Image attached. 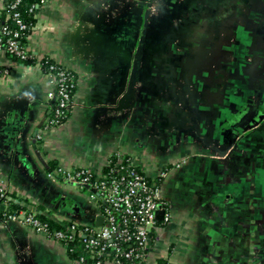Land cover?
<instances>
[{
  "label": "crops",
  "instance_id": "crops-1",
  "mask_svg": "<svg viewBox=\"0 0 264 264\" xmlns=\"http://www.w3.org/2000/svg\"><path fill=\"white\" fill-rule=\"evenodd\" d=\"M34 18L26 51L76 87L67 120L49 126L46 69L0 53V181L12 201L96 225L99 202L51 169L100 171L121 156L164 174L170 221L157 219L144 264H264V0H46ZM194 35L205 50L184 43ZM0 264L78 263L0 218Z\"/></svg>",
  "mask_w": 264,
  "mask_h": 264
},
{
  "label": "built area",
  "instance_id": "built-area-1",
  "mask_svg": "<svg viewBox=\"0 0 264 264\" xmlns=\"http://www.w3.org/2000/svg\"><path fill=\"white\" fill-rule=\"evenodd\" d=\"M19 3L20 0H12L2 9L15 11ZM32 10L33 7L29 11ZM12 18L17 30H8L6 27L0 29V34L7 36L5 48L0 47V53L8 52L21 60L34 59L35 63L41 64V59L32 57L18 42L21 32L27 29L19 13L14 12ZM46 73L52 85L47 95V107L50 110L48 123L49 126L57 127L69 116L76 80L72 72L55 63L49 64ZM116 158V161H109L100 171L57 167L52 172L62 182L91 193L92 198L100 204L99 217L103 218L101 226H80L66 222L59 216H47L64 226L61 230L50 232L47 223L36 217V212H9L8 202L12 199L1 181L0 218L31 228L62 245L78 241L84 251L75 260L78 264H144L160 225L156 213L163 208L160 182L164 174L151 178L138 171L129 159L121 156ZM169 221L170 215L165 210L161 223L167 224Z\"/></svg>",
  "mask_w": 264,
  "mask_h": 264
},
{
  "label": "trees",
  "instance_id": "trees-1",
  "mask_svg": "<svg viewBox=\"0 0 264 264\" xmlns=\"http://www.w3.org/2000/svg\"><path fill=\"white\" fill-rule=\"evenodd\" d=\"M44 1H46V0H20V3L17 5L15 11H9L6 9H2L0 11V29H2L3 27H6L8 30H17V26L15 24V21L12 18V14L14 12L19 13L20 19L27 26V29L21 32L20 37L18 39V42L20 43V45L24 46L26 43V40L28 38V35L30 33V30L35 24L34 16L36 14L37 8ZM11 2H12V0H5L3 6H6ZM31 7H33V10L30 12L29 10ZM0 38H1L0 47L4 49L7 36H3L0 34ZM5 54H7L15 63H20L23 65H32L35 63L34 59L21 60L17 56L11 55L8 52H6ZM51 63H53V61H51L50 59L44 58L41 61L42 68L47 69V67ZM74 92H75V89L73 91V94H74ZM54 169H56V168L53 167L51 169V171H53ZM8 205H9L8 207H9L10 213L19 212L21 210H27V209L23 208L22 206L15 204L13 201L8 202ZM35 215L40 221L47 223L50 232H53L56 230H61L64 228L63 225L53 221L50 218L45 217L43 214H39L36 212ZM64 245H65L64 247L66 249V252H67L69 258L72 260H76L84 254V251L81 248V246L79 245L78 241L68 242ZM158 264H166V263L163 261H159Z\"/></svg>",
  "mask_w": 264,
  "mask_h": 264
},
{
  "label": "rangeland",
  "instance_id": "rangeland-1",
  "mask_svg": "<svg viewBox=\"0 0 264 264\" xmlns=\"http://www.w3.org/2000/svg\"><path fill=\"white\" fill-rule=\"evenodd\" d=\"M158 10H160V9H158ZM155 15H156V17H155V21L154 22H156V20L159 18V15H158V12L157 11H155ZM157 23V22H156ZM156 23H154V25H153V31L155 32L156 31ZM227 26H224V28H226ZM231 30H232V27H231ZM195 35L194 36H188V38H187V40L186 41H184V43L186 44V42H187V44L189 45V47L190 48H195V49H197V50H205L206 48L204 47L205 46V42H203V41H201V42H198L195 38ZM163 41H165V40H163ZM235 42H233V43H235L234 45H237V43L238 44H240V41H239V39H235L234 40ZM165 43H168V41H165ZM203 44H204V46H203ZM172 45V44H171ZM164 45L162 44L161 45V47H163ZM166 47H167V45H165ZM209 47H210V45H209ZM225 47H228L227 49H229L231 46H225ZM227 51H229V50H227ZM199 52H201V51H199ZM219 53H224V52H219ZM225 53H227V55H230V52H225ZM225 59V62H230V60L231 61H233V59L234 58H232V59H229V58H227V56L226 57H219V63L220 64H222L223 63V60ZM224 62V63H225ZM221 75V74H220ZM222 79V78H221ZM217 84H219L218 86L220 87V91H224L223 92V98L224 99H227L228 97H229V95H230V93H229V91L227 90V88L226 87H228V83H227V80L225 79V80H221L220 81V83H217ZM225 88V90H223ZM157 98H158V96H157ZM221 98V97H220ZM249 103V102H248ZM250 104V103H249ZM239 112H241V111H239ZM77 190H79V188H76ZM83 192H85V193H83V196L85 197V198H88V193H87V191H84L83 190Z\"/></svg>",
  "mask_w": 264,
  "mask_h": 264
},
{
  "label": "water",
  "instance_id": "water-1",
  "mask_svg": "<svg viewBox=\"0 0 264 264\" xmlns=\"http://www.w3.org/2000/svg\"><path fill=\"white\" fill-rule=\"evenodd\" d=\"M21 204H22L23 208H25V209H27V210H29V211H32V212H35V211H36V209H35L34 207H32V206H29V205H27V204H23V203H21ZM164 211H165L164 208H160V209L157 211V213H156V218H157L158 220H162L163 215H164ZM102 223H103V218H102V217H98V218H96V220H95V224H96V226H101Z\"/></svg>",
  "mask_w": 264,
  "mask_h": 264
}]
</instances>
